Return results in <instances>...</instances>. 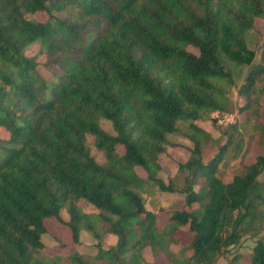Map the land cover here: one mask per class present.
<instances>
[{"label":"trees","instance_id":"obj_1","mask_svg":"<svg viewBox=\"0 0 264 264\" xmlns=\"http://www.w3.org/2000/svg\"><path fill=\"white\" fill-rule=\"evenodd\" d=\"M261 19L264 0H0V264H153L146 252L172 264H214L226 256L244 224L264 220ZM243 68L238 111L253 122L251 140L263 152L224 182L216 167L233 135L225 130L204 162L209 134L196 122L232 109ZM172 135L191 143L176 165L187 172L179 189L159 177ZM147 180L182 193L187 209L163 212L158 222L139 195ZM82 201L96 212L83 211ZM50 219L73 246L82 230L115 242L59 254L65 244L49 250L41 240ZM185 235L187 248L173 251ZM240 261L234 254L227 264ZM244 262L264 264V238Z\"/></svg>","mask_w":264,"mask_h":264},{"label":"rangeland","instance_id":"obj_2","mask_svg":"<svg viewBox=\"0 0 264 264\" xmlns=\"http://www.w3.org/2000/svg\"><path fill=\"white\" fill-rule=\"evenodd\" d=\"M34 19L43 21L46 19V15L43 13H34L32 16ZM255 29L260 32L261 37H257L260 41L262 36H264V19L255 21ZM35 48L31 50V54L35 53ZM36 61L38 63L37 69L43 78L49 76V71L43 67L44 55L36 52ZM255 60H260V55ZM264 62V61H263ZM246 72V68L239 71V76L236 78V86L232 88L229 98L232 103V109L230 111H214L208 114V116L197 121L203 130L209 134L207 142H205L202 148V160L207 162L209 159L215 155L217 148L220 144L226 141V135L223 132L232 133L231 143L225 150L221 160L217 163L216 174L224 181L228 182L234 173H236L240 168V162H251L254 160L255 156L263 152L262 147L254 140H251V134L254 131L253 122H248L245 120V113L238 111V105L242 104V98L238 97L236 94L237 88L241 84V79ZM259 100L264 101V96L261 95ZM259 117L262 122H264V105L261 106L259 111ZM234 125V127H230ZM100 127L108 133L113 134L111 125L107 120L100 121ZM4 135V131H1ZM171 143H175L174 146H167L166 152L160 155L159 161L162 170L159 173V177L165 185L172 184L176 189H179L184 185V179L186 173L181 171L176 166L177 163H183L188 159L189 148L191 143L181 135H172L169 137ZM239 145V149L237 147ZM117 150L121 153V146L117 145ZM91 154L94 156L97 162L102 161L101 154L91 146ZM136 173L138 177L146 179V173L140 168L136 167ZM202 183V177L198 178L193 183V188L198 190ZM139 195L142 197L145 208L151 212H154L158 216V222H160L163 212H171L179 209H187L184 204V195L179 191H165L160 190L155 184L146 181L144 187L139 190ZM81 208L87 213L96 212L91 205L81 202ZM190 210V208H188ZM61 215L63 219H67L68 216L64 210H62ZM47 232L42 235L41 240L47 249H53L61 244L58 249L59 254H66L74 247L80 250H92L95 251V244L99 243L103 248H107L115 242V237L111 234H102L99 242H96L86 231H80L79 233V244L73 246L71 243V237L68 230L58 223L57 221L50 219L46 221ZM239 241L232 246H230V252L226 256H217L214 260V264H227L228 259L234 254L240 255L243 261L238 264H245L250 249L254 246L255 241L258 238H264V220L251 219L249 222L244 224L239 232ZM190 241V236L185 235L183 240L177 245L172 246L173 251H180L186 249ZM185 253H187L185 251ZM147 261L153 262V264H172L164 255H158L152 257L148 252L145 253Z\"/></svg>","mask_w":264,"mask_h":264}]
</instances>
